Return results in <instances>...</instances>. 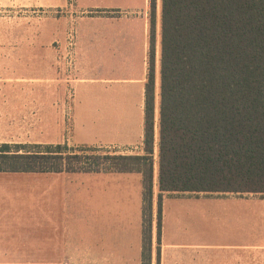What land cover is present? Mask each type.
<instances>
[{
    "label": "crops",
    "instance_id": "crops-1",
    "mask_svg": "<svg viewBox=\"0 0 264 264\" xmlns=\"http://www.w3.org/2000/svg\"><path fill=\"white\" fill-rule=\"evenodd\" d=\"M136 1L43 3L63 8L60 107L67 151L71 144L144 155L150 16L149 0ZM156 16L155 64L157 10ZM38 51H31L36 61ZM50 92L47 101L17 106L51 115ZM144 192L141 171L63 165L60 173L0 172V264H264V199L258 194L162 192L155 164L149 206ZM146 214L149 252L143 251Z\"/></svg>",
    "mask_w": 264,
    "mask_h": 264
},
{
    "label": "trees",
    "instance_id": "trees-1",
    "mask_svg": "<svg viewBox=\"0 0 264 264\" xmlns=\"http://www.w3.org/2000/svg\"><path fill=\"white\" fill-rule=\"evenodd\" d=\"M149 9L144 155L105 159L119 172L143 173L149 206L156 132L160 191L264 196V0H160L157 95L156 0ZM65 152L2 143L0 172L60 173ZM148 233L149 226V252Z\"/></svg>",
    "mask_w": 264,
    "mask_h": 264
},
{
    "label": "rangeland",
    "instance_id": "rangeland-1",
    "mask_svg": "<svg viewBox=\"0 0 264 264\" xmlns=\"http://www.w3.org/2000/svg\"><path fill=\"white\" fill-rule=\"evenodd\" d=\"M19 1L31 3L32 7L19 6ZM44 1L0 0V144H67L63 143V108L60 107L63 102V54L60 53L59 40L63 38V8H46L43 6ZM159 1L156 0L158 13ZM149 5L150 0L148 9ZM147 12L150 16V9ZM32 49L40 50L38 61L34 59ZM156 60L157 95L158 57ZM48 89L53 103L51 115L49 111H33L17 106L25 102L47 101L44 96ZM154 137L152 165L157 166L156 132ZM68 145L72 150L63 154V165L70 163L71 167L77 169H84L89 165L100 169L117 168V161L105 159L106 156H116L112 149L76 148ZM65 154L77 155V158H65ZM254 197L264 199L260 195ZM148 221L146 214L145 229Z\"/></svg>",
    "mask_w": 264,
    "mask_h": 264
}]
</instances>
